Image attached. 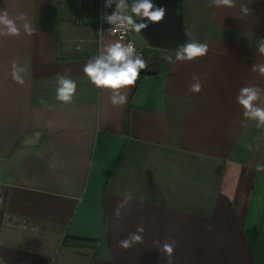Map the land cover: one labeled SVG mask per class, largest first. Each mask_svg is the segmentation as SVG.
Here are the masks:
<instances>
[{"label": "crops", "instance_id": "0c3cea01", "mask_svg": "<svg viewBox=\"0 0 264 264\" xmlns=\"http://www.w3.org/2000/svg\"><path fill=\"white\" fill-rule=\"evenodd\" d=\"M69 6L0 0V10L23 12L36 29L0 37V264H166L158 239L175 241L173 264H264V129L236 101L242 87L264 89L251 70L264 64V0L231 8L180 0L186 42L207 43V54L141 70L123 106L83 73L116 39L98 45L94 9L80 18ZM140 47L148 66L166 55ZM12 61L28 69L23 85ZM58 75L76 81L71 104L56 100ZM193 76L198 94L188 91ZM139 225L143 242L120 248Z\"/></svg>", "mask_w": 264, "mask_h": 264}, {"label": "clouds", "instance_id": "9594fccd", "mask_svg": "<svg viewBox=\"0 0 264 264\" xmlns=\"http://www.w3.org/2000/svg\"><path fill=\"white\" fill-rule=\"evenodd\" d=\"M214 7H234L236 0H209ZM115 4V11L110 14H103L102 20L113 26V29H119L121 33L126 34L129 30L140 33L149 27V23L160 22L165 18L167 9L163 6L155 5L152 0H133L129 6L128 0H106L105 7H111ZM128 11H125V10ZM241 12L244 15L250 13V9L244 4L241 5ZM130 13V14H129ZM144 21L146 22H137ZM20 21L21 23H17ZM36 29L28 21L23 12H19L16 17H11L7 10H0V37H19L22 32L28 36L35 33ZM101 39L103 31L100 32ZM124 36L121 35L115 42L101 44L99 54L90 59L83 67V73L89 81L98 89L111 90V103L113 106H123L127 103V89L134 86L141 70L147 68V62L140 53L136 52L133 43H122ZM257 51L264 56V38H260ZM208 52L207 43L198 42L195 39L192 42H185L178 46L175 56H165L164 59L169 64L177 62L192 61L195 58L203 57ZM264 76V64H254L251 69ZM27 68L12 61V79L23 85L25 83L24 74ZM193 83L188 91L191 94H198L202 90V84L199 78L193 76ZM56 100L64 105L74 102L77 84L76 81L67 75H58L56 77ZM237 103L242 107V116L249 121H255L256 127L264 129V89L259 86L249 85L239 89ZM52 105H49L51 109ZM51 125V122H49ZM248 147H251L250 145ZM264 169V165H258L257 170ZM131 193H127L121 204L117 205L115 215L121 217V208L132 200ZM143 225H139L135 232L118 242L122 249H129L136 244L143 242ZM155 244L161 254L166 257V264H173V253L175 241L156 240Z\"/></svg>", "mask_w": 264, "mask_h": 264}, {"label": "water", "instance_id": "95a60500", "mask_svg": "<svg viewBox=\"0 0 264 264\" xmlns=\"http://www.w3.org/2000/svg\"><path fill=\"white\" fill-rule=\"evenodd\" d=\"M157 6L167 9L165 18L160 22L149 23L140 35L150 48L176 51L179 45L186 42V34L182 20L177 13L178 0H152ZM137 22H146L138 21Z\"/></svg>", "mask_w": 264, "mask_h": 264}, {"label": "built area", "instance_id": "2783aa9c", "mask_svg": "<svg viewBox=\"0 0 264 264\" xmlns=\"http://www.w3.org/2000/svg\"><path fill=\"white\" fill-rule=\"evenodd\" d=\"M75 4V8L78 11V15L80 18L85 16L86 11H90L91 9H95L96 12V26H95V33H96V41L98 45H100L102 39L100 32L103 31L102 37L110 36L118 40L121 35L124 36L122 43H133L137 53H140L143 57V48L139 47L135 41L132 39V30H129L126 34L121 33L119 29H113V26L108 24L105 20H102V15L107 14L110 15L115 11V4L111 7H105L106 0H73ZM130 6V5H129ZM125 11H128L127 9ZM130 14V13H129ZM15 221L14 218H9L5 216L4 222L6 224L13 223ZM19 264H30V263H19Z\"/></svg>", "mask_w": 264, "mask_h": 264}, {"label": "trees", "instance_id": "16d2710c", "mask_svg": "<svg viewBox=\"0 0 264 264\" xmlns=\"http://www.w3.org/2000/svg\"><path fill=\"white\" fill-rule=\"evenodd\" d=\"M179 8H180V0H178L177 13L179 14V16L181 18ZM94 12H95V9H94ZM95 15H96V12H95ZM161 50L162 49H155L156 52L157 51H161ZM163 51L166 52V55L165 56H168V55L172 56V54H173L172 51H168V50H163ZM147 55H148L147 50H144L143 51V58L145 56H147ZM164 57H162V56H158L157 57L156 55H153L151 57L152 59L149 62V65L150 66L147 65V68L146 69H143L142 74L149 73V72H153L155 68L157 69V68H160V67H165L168 64V62L164 59ZM148 67H155V68H150V70H149ZM89 241H91V240H86V239H73V238H70L68 240V238H65V239H63V242L62 243H63V245H71L72 243L73 244H76V245H84V244L89 243Z\"/></svg>", "mask_w": 264, "mask_h": 264}, {"label": "rangeland", "instance_id": "374dc122", "mask_svg": "<svg viewBox=\"0 0 264 264\" xmlns=\"http://www.w3.org/2000/svg\"><path fill=\"white\" fill-rule=\"evenodd\" d=\"M60 2H67L68 6L74 3L73 0H60ZM65 17L70 18L71 21L75 20L74 15L72 14V11L70 9L66 10ZM131 37L139 47L141 44H147L145 39L140 35V33H136L133 31Z\"/></svg>", "mask_w": 264, "mask_h": 264}]
</instances>
